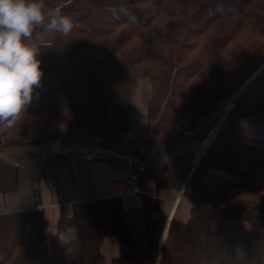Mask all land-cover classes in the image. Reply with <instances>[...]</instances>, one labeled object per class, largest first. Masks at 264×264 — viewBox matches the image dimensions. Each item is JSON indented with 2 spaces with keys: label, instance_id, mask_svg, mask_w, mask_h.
I'll list each match as a JSON object with an SVG mask.
<instances>
[{
  "label": "trees",
  "instance_id": "16d2710c",
  "mask_svg": "<svg viewBox=\"0 0 264 264\" xmlns=\"http://www.w3.org/2000/svg\"><path fill=\"white\" fill-rule=\"evenodd\" d=\"M44 12L76 18L69 33L36 43L41 86L11 126L0 125V149L35 145L26 137L53 125L86 126L110 144L132 128L138 78L151 86L147 136L155 148L177 137L200 144L230 91L261 68L220 127L216 139L224 133L226 141L214 153L212 141L191 173L193 156L156 165L134 151L130 169L142 190L147 255H137L126 232L122 197L75 203L48 233L37 178H30L32 206L0 214V264H154L166 214L150 195L184 182L189 218L171 219L158 264H264V0H44ZM20 175L18 165L0 160V194L16 191ZM253 180L250 189L262 197H241L252 193ZM107 235L120 244L109 263L100 253Z\"/></svg>",
  "mask_w": 264,
  "mask_h": 264
},
{
  "label": "crops",
  "instance_id": "0c3cea01",
  "mask_svg": "<svg viewBox=\"0 0 264 264\" xmlns=\"http://www.w3.org/2000/svg\"><path fill=\"white\" fill-rule=\"evenodd\" d=\"M145 90H147L146 95ZM150 93L151 86L149 81L147 79H139L132 99L137 102L138 100L144 101L145 98V101L148 102ZM141 96L144 97L142 100ZM131 117L133 125L130 129V138L128 140L133 142L134 132L138 135L139 132L146 133L149 131L147 107L143 108L139 106V109H137L131 105ZM211 135L212 132L207 137L205 144L209 141ZM200 144L199 147L195 146L196 144H192V146L184 145L185 147H183L182 140L176 138L171 141H162L155 148L154 142L148 136H142L138 139L136 136L133 147L138 151L134 150L136 154L147 157L156 165L167 162L174 155H189L192 153L191 155H193L194 159L192 161L191 173L206 148L205 145ZM80 152V154L72 156L65 165L60 162L53 164L46 163L38 154L21 157L19 162L21 167L19 188L13 192L0 194V214L27 209L23 208L25 204L31 207L34 198L31 193L29 180L30 178H37L35 186L40 193L37 209L41 210L44 215L48 233H52L61 215L70 216L72 214L73 204L107 199L105 195L110 183L123 180L126 177L133 178L134 174L130 169V165L137 162L135 156L123 155L124 157H122L116 155L113 157V155H110L111 153L103 152L104 155L93 160L90 156L87 157L88 153L84 152V150ZM117 164L119 166H116ZM40 171L42 172V177L38 178ZM20 183L22 187H20ZM185 183L179 190L162 188L153 190L150 195L157 199L166 214V222L157 239V250L161 249L162 244L166 241V239H162V236L163 233H165V236L167 235L171 219L175 218L180 222H186L189 218L191 205L183 197ZM119 202L124 213L126 232L134 241L137 255H147L150 247L145 233L144 218L146 214L143 210L141 196L122 197ZM70 237L71 243L76 242L73 230L70 231ZM100 253L106 263H109L114 257L118 256L120 253L118 237L115 235L105 236L100 244Z\"/></svg>",
  "mask_w": 264,
  "mask_h": 264
},
{
  "label": "rangeland",
  "instance_id": "374dc122",
  "mask_svg": "<svg viewBox=\"0 0 264 264\" xmlns=\"http://www.w3.org/2000/svg\"><path fill=\"white\" fill-rule=\"evenodd\" d=\"M53 6L54 5L52 4L46 11H48V12L51 11ZM68 18H70L72 20V22H74L76 16L70 15ZM50 19L51 18L48 17L45 20V23L43 24V29L40 30L33 38H31L30 42H33L32 39H34V43L46 42V41L51 40L53 38L54 34L60 33V31L49 29L48 22ZM260 68H261V66L258 67V69L255 71V73L258 72L260 70ZM253 77L254 76L252 75L248 79V81L241 84L235 91L233 88L229 93V98H230L229 101L228 102L226 101L227 103L222 102V104L226 103L224 111L221 113L220 117L217 118V121L215 122L214 126L209 130L205 139H203V141H202L203 142L202 144L205 145V147H206L202 153V156L204 155L205 151L207 150V148L209 147V145L211 144L212 141L215 140L214 141L215 143H213V146H212V153H214V151H213V150H215L214 147L218 146L217 144H220L222 141H226V137L224 136V133H222V135H219V137H217V139H216V136L219 133L220 127H221L222 123L224 122L227 113L232 109L237 98L243 92V90L245 89V87L251 81V79ZM139 79H146V78H138L136 80V82L134 84V88L131 92V98H130V106L131 105H132V107L135 106L137 109H139V106H141L143 108L147 107L146 106L147 101H145L144 97H142V96L140 97L141 100H142V98H144V101L138 100L136 102L132 99L134 89H135V87L137 85V81ZM146 91L147 90H145V95H146ZM62 115H66V114L63 113ZM36 120H38V118ZM40 121H41V118H40L39 122ZM211 132H212V135L209 138V141L206 143L207 144L206 145L205 141ZM148 133H149V131H147L146 133L139 132L137 135V133L134 132L133 133L134 134L133 140L135 141L136 136L138 139V138H141L142 136H147ZM139 134H141V135H139ZM129 135H130V132H129V134L126 133L124 135H120V136L118 135L117 137H114L115 140L113 142H111L110 144L107 145V142L109 140L108 141L101 140L99 137L94 135L92 130H90L86 126L78 127L75 124L74 127L69 128L66 126H60V125L54 126L53 125L44 134L31 133L26 137V140H28L29 142L36 139L35 145H25V143H22V145H16L14 147H9V146H8V148L1 147V149H0V160H2L4 162H9V163L11 162L13 164H16L19 166V168L21 170L20 163H19L21 157L26 156V155H32V154H34V155L38 154V156L41 157V159H43L46 163L53 164L56 162H60L61 164H64V165L66 164L67 161H69L72 158V156H76V155H78V153L80 154L81 153L80 151H83V150H84V152L88 153L87 157L90 156L93 160H96L99 156L104 155L103 152L111 153L110 155H113V157L116 155L122 156V157H124L123 155L134 157L135 156L134 147H133L134 141L130 142V140H128L130 138ZM177 138L179 139V137H177ZM175 139L176 138H173L171 140H175ZM180 139L182 140L183 147H185L187 145L192 146V144H194V145L196 144L195 146L199 147V144H197L196 139L195 140L194 139H184V138H180ZM21 141H23V139H21ZM202 144H200V145H202ZM154 147H155V145H154ZM135 150H136V152H138L136 148H135ZM198 151H200V150L198 149ZM191 154L192 153H190L189 155H185V154H183V155H185L186 157H190V156H193ZM116 166H119V164H117ZM128 178H130V177H126L124 179H128ZM251 183H253V184L247 185V190H250L252 193L247 194V192H244L240 196L241 197L261 198L262 192H260L259 194H254V189L253 190L250 189V187H254L258 183L254 182V180ZM262 183H263V181H262ZM244 186H246V185H244ZM20 187H22L21 183H20ZM28 191L30 192V190H28ZM28 207H29L28 204L23 205V208H28ZM95 215L92 213L91 217L96 218ZM25 235L27 237L31 236V231L29 228L26 229ZM163 236H162V238H163ZM164 239H166V241L162 244V247L165 246V244L167 243L166 236H164ZM160 252H161V249L157 250V248H156V250L154 252V264L159 263Z\"/></svg>",
  "mask_w": 264,
  "mask_h": 264
},
{
  "label": "clouds",
  "instance_id": "9594fccd",
  "mask_svg": "<svg viewBox=\"0 0 264 264\" xmlns=\"http://www.w3.org/2000/svg\"><path fill=\"white\" fill-rule=\"evenodd\" d=\"M47 18L44 0H0V125L11 126L41 86L40 46L30 40ZM48 27L67 34L73 22L62 16Z\"/></svg>",
  "mask_w": 264,
  "mask_h": 264
},
{
  "label": "built area",
  "instance_id": "2783aa9c",
  "mask_svg": "<svg viewBox=\"0 0 264 264\" xmlns=\"http://www.w3.org/2000/svg\"><path fill=\"white\" fill-rule=\"evenodd\" d=\"M142 193L139 182L136 178L123 179L117 182H112L107 187V198H121L128 196H138Z\"/></svg>",
  "mask_w": 264,
  "mask_h": 264
},
{
  "label": "water",
  "instance_id": "95a60500",
  "mask_svg": "<svg viewBox=\"0 0 264 264\" xmlns=\"http://www.w3.org/2000/svg\"><path fill=\"white\" fill-rule=\"evenodd\" d=\"M256 73H257V72H256ZM256 73H255V74H256ZM255 74H253V76H254ZM206 140H207V139H206Z\"/></svg>",
  "mask_w": 264,
  "mask_h": 264
}]
</instances>
